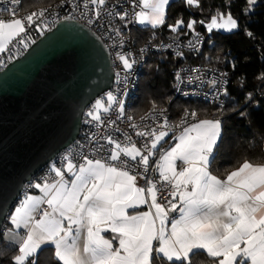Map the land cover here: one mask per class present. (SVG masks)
Returning <instances> with one entry per match:
<instances>
[{"label":"snow or ice","instance_id":"6c2138e0","mask_svg":"<svg viewBox=\"0 0 264 264\" xmlns=\"http://www.w3.org/2000/svg\"><path fill=\"white\" fill-rule=\"evenodd\" d=\"M11 2L19 5L20 0ZM107 2L84 0L83 7L87 10L93 6L99 18ZM185 2L199 7V0ZM169 4L170 0L133 2V9L140 10L133 11L128 22L156 28L165 23ZM256 4L257 0H246L245 11L251 12ZM10 11L12 20L0 19V53L11 51L9 45L17 37V42L27 48L24 21L31 28L44 16L41 10L22 20L15 18V7ZM109 15L124 21L129 13ZM195 24L196 21H189L186 27L194 32ZM183 26L184 21L177 20L170 27L176 32ZM205 26L209 32H233L240 27L230 12L226 16L217 12ZM115 31L120 35L119 29ZM245 34L250 38L254 35L247 29ZM118 59L125 70L133 68L135 61L124 54H118ZM227 94L225 90L224 95ZM247 99L251 100V96ZM116 102V97L109 93L107 106L97 100L88 115L99 123V111L107 113ZM120 110L123 111L122 104ZM190 115L195 119L197 113ZM159 127L160 131L136 132L148 140L141 147L130 142V138L129 143L122 144L107 137L112 147L106 159L84 155L77 164L66 155L63 169L53 166L59 179L35 184L42 195L26 196L11 214L10 222L16 231L9 232L17 247L12 264H38L44 245L54 246L60 264H264V164L245 160L225 179L212 174L214 150L223 135V122L215 118L183 128L174 137L178 142L159 152V161L153 168L151 158L168 136L167 120ZM149 172L158 173L159 178H148ZM138 177L145 180L144 187L137 185ZM165 186L166 203H161L158 193ZM43 204L47 209H41ZM142 205H147L148 210L129 214L128 209ZM175 212L179 213L178 218L171 216ZM104 232L114 235L105 238ZM113 241H118L117 247ZM154 241L158 243L154 245Z\"/></svg>","mask_w":264,"mask_h":264},{"label":"built area","instance_id":"2783aa9c","mask_svg":"<svg viewBox=\"0 0 264 264\" xmlns=\"http://www.w3.org/2000/svg\"><path fill=\"white\" fill-rule=\"evenodd\" d=\"M23 1L20 0L19 5H14L11 0H0V19L4 21L12 20L14 17L11 15L10 10L14 7L17 9L15 18L22 20L31 12L44 10V16L37 20L31 28H28L27 21H24L27 28V39L25 40L27 45L35 41V38L41 35L43 30L51 29L56 23L68 19V17H72L71 20L86 26L99 37L110 53L114 72L113 87L103 95L105 106L108 104L109 93L116 97L117 102L112 104L107 113L103 111L100 114L101 122L99 123L92 120L91 116L88 115L91 110H86L78 138L24 185L20 198L33 192L34 185L37 183L42 184L45 180L53 182L59 179L52 168L55 166L63 169L66 163L64 159L66 155L70 156L77 164L82 162L84 155H88L93 159H106L109 155L108 150L112 147L107 143V137H112L122 144L129 143L128 138H130V142H134L137 147H141L143 144L148 143V140L137 136L136 132L138 130L143 132L160 131L159 126L167 120L169 125L166 129L168 136L158 147L157 155L151 158V167L154 168L159 161V152L170 148L176 141L174 137H178L183 128L201 120L196 111V118L191 117L190 113L194 111L192 109H186L176 118H173L171 112L164 107L148 108L143 113L135 115L133 101L138 95L140 77L150 57L169 55L174 58H181L187 54L197 53L205 42L203 34H195L190 40L165 39L162 28H155L148 30L146 40L139 43L134 36V33L138 30L137 22H128L133 11L140 10L139 7L136 9L132 7L133 2L138 4L139 0H108L99 18L96 17L93 6L90 5L87 10L84 9V0H71V2L70 0H57L52 4L32 11L23 10ZM125 11L129 13V16L124 21H121L116 15H109L110 12L123 13ZM85 12L86 14H84ZM89 20H91V23ZM115 29H119L120 35H117ZM18 40L19 37L9 45L11 51H6L0 55V65L4 66L22 54L25 46L18 43ZM177 52L182 53V55L178 56ZM118 54H124L130 61H135L130 71L124 69L122 62L118 59ZM1 68L2 66H0ZM196 69L199 71H195ZM169 73L174 79V100L200 101L221 108L225 107L227 101L224 92L227 90L231 79L228 71L195 64L181 65L171 69ZM178 75L179 79L177 78ZM213 81L216 82L215 86ZM120 104L123 105V111L120 110ZM133 124L136 125V128L132 127ZM148 178L158 179L159 174L149 172ZM138 180L140 186L144 187L145 180L139 177ZM165 196H167V186L158 193V201L166 203ZM41 209H47V205H41ZM171 216L178 218L179 213H171ZM37 218H39V215H37Z\"/></svg>","mask_w":264,"mask_h":264},{"label":"water","instance_id":"95a60500","mask_svg":"<svg viewBox=\"0 0 264 264\" xmlns=\"http://www.w3.org/2000/svg\"><path fill=\"white\" fill-rule=\"evenodd\" d=\"M113 82L109 51L71 19L0 69V232L24 185L74 143Z\"/></svg>","mask_w":264,"mask_h":264},{"label":"trees","instance_id":"16d2710c","mask_svg":"<svg viewBox=\"0 0 264 264\" xmlns=\"http://www.w3.org/2000/svg\"><path fill=\"white\" fill-rule=\"evenodd\" d=\"M56 1L24 0L22 7L23 10L32 11ZM245 9L246 0H199V7H190L185 0L171 1L161 27L165 39L190 40L200 33L204 35L205 42L199 52L181 58L169 55L150 57L140 77L138 95L133 101L135 115L148 108L164 107L173 118L186 109L196 111L202 119L220 118L223 135L210 165L211 172L220 178H226L245 160L264 164V79H261L264 77V0H257L251 12ZM217 12L225 16L230 12L238 21L239 29L228 34L215 29L209 32L205 25ZM177 20H183L184 26L173 32L170 26L175 25ZM193 20L196 21L194 32L186 27ZM245 29L254 34L253 38L245 34ZM147 34L148 31H136L134 36L142 43ZM195 64L229 72L231 79L226 90L225 107L173 99L174 79L169 71L181 65ZM249 95L251 100L247 99ZM241 112L245 115L242 116ZM6 226L7 219L0 232V264H12L11 258L17 250L14 244L3 240ZM38 264L60 262L54 258L52 249L45 247L40 252Z\"/></svg>","mask_w":264,"mask_h":264},{"label":"crops","instance_id":"0c3cea01","mask_svg":"<svg viewBox=\"0 0 264 264\" xmlns=\"http://www.w3.org/2000/svg\"><path fill=\"white\" fill-rule=\"evenodd\" d=\"M171 1H173V0H170V2H171ZM168 6H169V5H168ZM168 6H167L166 9H165V14H166V12H167ZM137 25H138V30H137V31H139V32H140V31H148V30H150V29H155V28H152L151 25H140L139 23H137ZM163 25H164V24L159 25V26L156 27V28H161V27H163ZM0 55H2V53H0ZM92 111H93V110H92ZM201 120H204V119L201 118ZM201 120H200V121H201ZM177 142H178V141L176 140V141L173 143L172 146H174V144L177 143ZM162 143H163V141L161 142V144H162ZM158 147H159V146H158ZM214 151H215V150H214ZM177 164L179 165L180 162L177 161ZM210 171H211V170H210ZM212 174H213V173H212ZM214 175H215V174H214ZM216 176H217V175H216ZM217 177H218V176H217ZM66 178H68V177H67V173H66ZM218 178H220V177H218ZM220 179H225V178H220ZM42 184H43V183H42ZM137 185L140 186V182H139L138 179H137ZM140 187H141V186H140ZM28 195H31V196H41L42 193L40 192L39 189L35 188L33 192L27 194L26 196H28ZM26 196H25V197H26ZM25 197L20 198V199L17 201V203L14 205V207L11 209V211L8 213V216H7V226H6V228H5L4 232H3V240H4L5 242H7V243L13 244V243L11 242L12 239H13L12 232H15V231H16V230L14 229V227L12 226L11 222H10L11 214L15 211V208L20 204V202H21ZM147 210H148V206H147V205H142V206H140V208H138V209H128V212H129V214H134V213H137V212H142V211H147ZM37 219H38V218H37ZM157 224H158V222H157ZM9 229H11L12 232H9ZM20 231L23 232V229H21ZM102 235H104L105 238H111L114 234L111 233V232H104V233H102ZM157 243H158V242L154 241V245L157 244ZM113 244H114V247H117V246H118V241H113ZM45 247H50V248L52 249V254H53L54 258H55V255H54V246H52V245H44V246H42V249L45 248ZM55 259H56V258H55Z\"/></svg>","mask_w":264,"mask_h":264},{"label":"rangeland","instance_id":"374dc122","mask_svg":"<svg viewBox=\"0 0 264 264\" xmlns=\"http://www.w3.org/2000/svg\"><path fill=\"white\" fill-rule=\"evenodd\" d=\"M215 30H218V31H220V32H222V33H225V34L232 33V32H227V31H225V30H223V29H215ZM46 31H47V30H43V32H42L41 34H43V33L46 32ZM233 32H235V31H233ZM28 46H29V45H28ZM27 48H28V47H27ZM27 48H25V49H27ZM4 66H5V65H4ZM4 66H2V68H3ZM97 100H100L101 103L105 105V100H104V98L100 97V98L97 99ZM97 100H96V101H97ZM96 101L93 103L92 108L90 109L91 111L93 110V107H94ZM102 112H103V109H101V110L99 111V115H100Z\"/></svg>","mask_w":264,"mask_h":264}]
</instances>
